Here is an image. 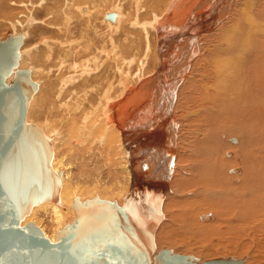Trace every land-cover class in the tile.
I'll return each mask as SVG.
<instances>
[{
    "label": "bare ground",
    "instance_id": "1",
    "mask_svg": "<svg viewBox=\"0 0 264 264\" xmlns=\"http://www.w3.org/2000/svg\"><path fill=\"white\" fill-rule=\"evenodd\" d=\"M109 1L116 5L98 11L93 0H55L53 45L43 38L20 55L18 68L38 58L29 71L45 78L26 122L37 112L60 186L49 200L48 149L25 128L0 168L8 207L45 196L20 225L31 222L51 242L78 211L69 249L56 251L72 264H105L95 256L105 250L120 264H143L133 243L158 218L160 191L156 251L227 235L220 219L229 231L238 221L251 227L264 215V0ZM94 197L118 206L125 198L127 212ZM34 264L53 262L41 254Z\"/></svg>",
    "mask_w": 264,
    "mask_h": 264
},
{
    "label": "water",
    "instance_id": "2",
    "mask_svg": "<svg viewBox=\"0 0 264 264\" xmlns=\"http://www.w3.org/2000/svg\"><path fill=\"white\" fill-rule=\"evenodd\" d=\"M113 13L107 14L105 18L112 20ZM23 43V34L7 35L6 38L0 40V168L3 162L8 158V154L14 149V144L20 138L22 131L25 128H31L44 142L48 153V158L45 160V169L55 176V191L52 198L48 199L57 201L58 190L60 183L57 180V174H54L50 169V145L49 140L43 133L30 123L26 122V112L31 94L37 89V83L30 79L29 69H19L18 61L20 58L19 48ZM19 82L27 84L28 89L25 93L19 90ZM13 108L14 115L9 121L10 110ZM5 122L10 124V127H4ZM161 191L158 192L157 213L158 218H149L146 226L138 228L135 243L133 246L143 250V264H244L243 259H235L232 257L216 258L200 262L193 255L175 254L172 250L163 248L156 251L154 243V232L161 218L159 209L163 197ZM143 195V194H142ZM136 193L134 201L143 200V196ZM45 196L36 197L24 202L20 210H14L10 207L9 201L6 199L5 191L0 184V264H31L36 261L38 255L45 254L50 257L53 264H72L69 259L56 251H66L69 249L71 232L74 229L76 220L78 219V211L80 203L77 198L73 201V207L76 213V218L72 224H65L55 233V242H51L43 235L41 230L31 222L21 226L20 221L28 214L30 207L33 204L45 200ZM131 197H126V200ZM99 204H105L115 209L119 215L127 212L125 207V198L122 206H118L115 201L108 202L93 198ZM133 201V202H134ZM87 203V200L84 201ZM138 205V203H136ZM85 206V205H84ZM139 206V205H138ZM128 219V218H127ZM126 222V221H124ZM26 243H23V242ZM6 245V246H4ZM138 245V246H137ZM109 250V248H108ZM139 250V249H138ZM97 260L101 259L105 264H120L112 254L105 250L102 253L95 254ZM103 264V263H101Z\"/></svg>",
    "mask_w": 264,
    "mask_h": 264
},
{
    "label": "rangeland",
    "instance_id": "3",
    "mask_svg": "<svg viewBox=\"0 0 264 264\" xmlns=\"http://www.w3.org/2000/svg\"><path fill=\"white\" fill-rule=\"evenodd\" d=\"M104 2H106V4L103 3L102 5L100 0L99 1L96 0V3H95V0H93V4H96L94 8L98 9L99 11V10H104V8L105 9L109 8V6L111 7L112 5L111 1L104 0ZM109 2L111 4H109ZM56 4L57 2H55V0H41V2L40 0H0V40L6 38L7 35H15V34H20V33L23 34L24 40H23L21 47L19 48V53H21L20 54L21 56L23 55L22 52L25 53L29 49H30L29 51H31V49L34 48L35 45H39L40 44L39 41L43 38L44 39L48 38V41L50 42V44H52V40L53 42L56 40V30L53 29V27L49 25L54 23L56 20L55 12L53 11ZM114 4L116 5V3ZM53 5H54L53 9H51ZM74 21L77 22L76 20H73V24L70 27H72L73 30L75 28V31L73 30L69 31V34L71 33V35H75V32H76V36H77L80 30H79V26H74L75 25ZM47 23L48 25H46ZM40 34H41V37H40ZM49 38H51V40ZM39 47L42 48L43 46L40 45ZM34 53L35 52H31V54H34ZM37 59L38 58H35L34 60H30L29 62H31V64L29 62H26L28 60L24 61L26 63L23 66V68L22 67L21 68L22 69H30V68L32 69V67L36 68ZM19 60H21V58H19ZM20 65H23V63H21ZM31 76L32 75L30 73V79L36 83L38 82L37 83L38 86L42 85L45 81V78L43 77L42 78L39 77V80H37L36 77L33 78V76L32 77ZM42 86L40 89H42ZM36 118H37V112H33L31 116H29L28 118L31 122L30 121H27V122L30 124H33L34 126V124L36 123L35 122ZM233 135H237V133L234 132ZM202 212L204 213V211ZM208 212H211V211H208ZM211 213H214V212H211ZM251 216H254V214ZM252 218H250V223H248L249 225H251V227L250 226L247 227V224H245L246 226L243 228L242 225H240L242 224L241 221H238L236 222L238 226L237 224L236 225L233 224V228L232 229L230 228V231L225 227L227 226L228 223L225 220L223 222V220L220 219V221L224 223L222 224V226L226 224L224 227H221V230H225L227 235L222 234L221 237L213 236L211 237V239L209 237L210 241H208L207 240L208 238H205V237L203 238H205L207 241L202 240V237L200 239L198 237L190 238L188 240L184 239V241L185 242L187 241V242L182 243V245H179V244L174 245V246L169 245L166 247H162L159 250L168 247L167 249L172 250L173 253L175 254L181 252L183 253V255H193L196 258H198L200 262L210 260V259H216V258L232 257L235 259H243L244 264H264V221H263L264 215L261 217V219L255 218L254 220ZM217 221L219 220L217 219ZM188 235L190 236V234ZM212 245H214L213 248L211 247ZM209 248L210 249L212 248V249L210 250Z\"/></svg>",
    "mask_w": 264,
    "mask_h": 264
}]
</instances>
